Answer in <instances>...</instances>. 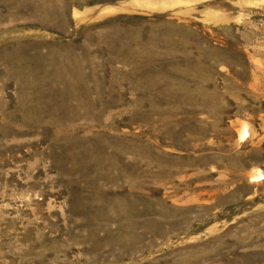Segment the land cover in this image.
<instances>
[{
	"label": "rangeland",
	"instance_id": "1",
	"mask_svg": "<svg viewBox=\"0 0 264 264\" xmlns=\"http://www.w3.org/2000/svg\"><path fill=\"white\" fill-rule=\"evenodd\" d=\"M0 264H264V0H0Z\"/></svg>",
	"mask_w": 264,
	"mask_h": 264
}]
</instances>
